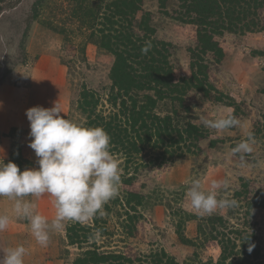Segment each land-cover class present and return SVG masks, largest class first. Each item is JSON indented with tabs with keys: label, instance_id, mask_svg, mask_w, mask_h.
Instances as JSON below:
<instances>
[{
	"label": "rangeland",
	"instance_id": "rangeland-1",
	"mask_svg": "<svg viewBox=\"0 0 264 264\" xmlns=\"http://www.w3.org/2000/svg\"><path fill=\"white\" fill-rule=\"evenodd\" d=\"M143 7L149 9V2L146 1ZM69 12L67 0H0V159L4 164L14 148L28 146L31 142L30 122L25 115L27 109L35 106L51 108L57 104L61 116L84 126L87 120L78 107V101L82 90L87 89L98 96V111L104 115L110 111L106 99L108 73L113 59L87 43L85 30L77 23L66 20ZM42 22H51L65 33L53 32ZM152 25L156 29V37L163 41H170L176 46L191 43L189 36L176 34L173 26L159 21L157 15L153 16ZM220 45L227 55L219 63L218 71L213 73L217 90L241 105L253 100L259 106L263 105L264 94H260L264 90V57H259L255 52L264 51V32L245 36L226 34ZM178 56L179 66L184 69L187 59L184 60L180 52ZM191 98L190 112L174 109L179 119L184 117L180 124L189 121L207 130L209 136L200 142V153L175 160L164 171L142 167L153 158L154 154L150 151L136 158L134 164L130 162V168L126 171H123L125 158L113 154L118 161L120 175H133L135 180L132 186L144 196V206L139 210L142 225L136 226L137 237L126 235L124 225L127 210L123 205L120 183L119 194L104 206L100 214L84 223L93 226L96 219L106 232L94 233L84 247L95 245L107 252H123L132 248L144 255L164 251L180 264H207L209 260L216 263L219 250L208 248L197 229L203 225L207 232L210 228L208 219L213 216L195 213L186 199L187 189L195 179L201 180L205 190L213 180L227 181V188L219 191L218 198L235 200L236 205L213 214L228 218L229 225L224 222L216 225V228L223 227L226 233L246 229L250 234L251 229L243 225L246 221L251 224L245 214V202L237 199L235 194L246 187L251 191L248 197L258 194V199H264V138H255L251 153L232 155L231 149L247 138L249 121L239 119L240 126L216 132L204 127L201 117L214 120L232 115V109L201 95H192ZM172 111L168 103H160L156 108L159 116H174ZM211 139L216 141L214 147L209 146ZM28 150L29 162L23 168L36 169L37 157L34 150L30 147ZM27 199L35 203L36 211L49 221L54 218L55 208L49 197ZM12 205L13 201L0 198V214L13 216L10 222L13 226L9 225L8 228L16 231L13 234L0 232V258L7 249L22 245L27 250L24 264H72L80 252L77 247L69 246L66 240V228L73 223H67L62 231L51 232L49 244L42 247L31 235L27 221L14 218ZM225 211L230 212L225 214ZM262 213L263 216L256 221L254 234L264 257V211ZM15 225L22 227L18 230ZM177 231L189 242L181 243ZM247 237L243 235L244 241ZM232 238L236 239L235 235ZM242 243V240L234 242L238 245ZM235 258L241 259L237 255ZM254 262L250 259L248 263Z\"/></svg>",
	"mask_w": 264,
	"mask_h": 264
},
{
	"label": "trees",
	"instance_id": "trees-1",
	"mask_svg": "<svg viewBox=\"0 0 264 264\" xmlns=\"http://www.w3.org/2000/svg\"><path fill=\"white\" fill-rule=\"evenodd\" d=\"M146 1L149 2V9L143 7ZM67 2L70 12L66 20L77 23L85 30L87 43L109 54L113 59L108 73V114L98 111L99 98L95 92L87 89L80 93L78 107L87 120L84 127H101L108 133L111 138V153L125 158L123 171L128 170L130 162L134 164L136 158H140L147 151L154 156L142 167L163 171L175 160L200 153V142L209 136L207 130L189 121L180 124L184 117L179 119L174 109L190 112L192 95H201L214 99L216 103L225 104L232 109V115L249 121L254 139L264 138V103L261 106L255 100L249 104L242 103L243 105L236 103L234 99L217 90L215 76L213 77L215 70L218 71L219 63L227 55L220 45L223 36H245L264 32V0ZM155 15L159 21L173 26L176 34L189 36L191 43L176 46L175 43L157 38L156 29L152 25ZM42 24L58 34L65 33L51 22ZM143 47H149L147 54H142ZM179 52L184 60L187 59L184 69L179 66ZM255 53L264 57V51ZM262 94L264 90L261 91L260 95ZM160 103L170 104L174 116H159L156 108ZM215 145L216 141L211 139L209 146ZM28 153L27 145L16 147L5 164L11 161L23 172V166L29 162ZM134 180L133 175H121L123 205L127 210L124 227L129 237L138 235L136 226L142 225V214L139 210L145 203L141 191L132 186ZM235 195L237 199L245 202V214L251 224L243 221V225L251 229V232L248 234L246 229H230L232 232L226 233L223 227L217 229L216 225L224 222L229 225L228 218L212 215L213 218L208 219L210 228L207 227V232L203 225L197 227L207 247L219 250L216 263L209 260L207 264H249L250 259L255 261L253 264H264L262 249L254 234L256 221L263 216L264 199H258V194L248 197L251 191L246 187ZM225 212L227 214L230 211ZM105 232V227L98 225L96 219L93 226L69 224L66 228L67 244L80 250L72 264H180L164 251L144 255L132 248L123 252H107L101 251L95 245L84 247L94 233ZM177 235L181 243L189 242L179 231ZM243 235L248 236L246 241ZM236 240H242L243 243L234 244ZM250 244H255L251 253L248 252ZM236 255L241 259L237 260Z\"/></svg>",
	"mask_w": 264,
	"mask_h": 264
},
{
	"label": "clouds",
	"instance_id": "clouds-1",
	"mask_svg": "<svg viewBox=\"0 0 264 264\" xmlns=\"http://www.w3.org/2000/svg\"><path fill=\"white\" fill-rule=\"evenodd\" d=\"M149 47L141 49L147 54ZM30 122L28 147L34 150L38 168L23 172L13 162L0 159V198L13 201L14 218L26 220L36 243L46 247L50 233L62 231L67 223H87L102 212L104 206L119 194L121 175L118 161L111 153V138L101 127H84L61 116L57 104L51 108L35 106L25 113ZM204 127L223 132L240 126L234 115L217 119L201 117ZM255 139L247 138L231 149L232 155L253 151ZM227 181L213 180L207 190L201 180L191 181L186 192L189 207L201 216H211L232 208L235 200L218 198ZM49 197L55 208L54 218L36 211L29 197ZM13 216L0 214V232L5 231ZM255 244H250L251 253ZM24 246L9 248L0 264H24Z\"/></svg>",
	"mask_w": 264,
	"mask_h": 264
},
{
	"label": "crops",
	"instance_id": "crops-1",
	"mask_svg": "<svg viewBox=\"0 0 264 264\" xmlns=\"http://www.w3.org/2000/svg\"><path fill=\"white\" fill-rule=\"evenodd\" d=\"M9 225H12L13 226V224H9ZM22 227V225H15V228H18V230H20L19 228H21ZM5 232L7 233V232H9V233H7V234H10V233H15L14 232V229H10V228H7L6 230H5Z\"/></svg>",
	"mask_w": 264,
	"mask_h": 264
}]
</instances>
